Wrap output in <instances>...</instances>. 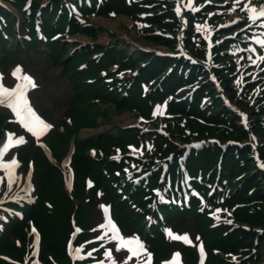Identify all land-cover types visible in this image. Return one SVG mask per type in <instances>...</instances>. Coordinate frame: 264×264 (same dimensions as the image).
I'll list each match as a JSON object with an SVG mask.
<instances>
[{
  "label": "rangeland",
  "instance_id": "rangeland-1",
  "mask_svg": "<svg viewBox=\"0 0 264 264\" xmlns=\"http://www.w3.org/2000/svg\"><path fill=\"white\" fill-rule=\"evenodd\" d=\"M152 1L154 0H139L138 2L132 3V5L136 6L141 2L150 3ZM155 7L156 6L137 7V11L142 14L147 13L149 16V20L155 22L162 28H168L169 25L167 23H163L162 21L169 19L171 17V14H167L169 12L161 7ZM88 22L96 26L95 35L89 36V38L85 35L77 34L74 37L75 40L80 42H90L91 39H96V43L102 44L105 47L108 46L112 41L113 43L118 44L120 49L124 44L127 45L129 41H135L137 44H142L143 41H146V39H150L154 42H159L164 39L163 36H159L156 33H145L143 31L140 34L142 41H138V39H136L137 32L131 24V19L123 14H116L115 16L91 15L88 19ZM152 28H154V26ZM158 31V34L160 35H162V33H167L164 29H160ZM130 45L132 44L130 43ZM153 46V48L160 49L162 51H169V47L165 45ZM132 51L133 50H131V52ZM18 57L19 60L25 65V68L29 71H33L35 73L39 71L40 83H43V86H47L49 90H52L53 88L58 90L68 89V83L65 79L61 78L57 83L55 73L50 69L48 59L43 53H33L23 56L20 54L18 55ZM45 59H47L46 63L44 61ZM111 72L115 74L113 71ZM143 78V76H140V81H142ZM104 79H106L108 82H112L110 86L114 85L117 82L115 77L108 79L105 76ZM144 90L145 88L141 84L140 91L144 92ZM58 100H61V102H63L64 98ZM118 107L120 106L115 107L112 104L102 103L97 100H89L86 102L77 103L73 112V119L75 120L74 125L71 126L69 130H67V133L63 135L62 139L58 137L56 142H54L56 157L58 162L61 163V161L64 160L69 147V138L71 139V134L74 132L75 134L73 137V143L77 146L78 149L83 150L82 154L76 153L75 157L79 156L81 157V159L83 158L82 160L84 161L82 163L84 164L79 165V163H77L79 159H77L76 164L72 166V170L66 168L68 172V185L71 186L70 200L63 198L60 180L56 177H52L51 181L53 184V190L51 191L50 195L52 200L55 196V201H53L55 205H52L50 209L53 217H48L50 219V224L47 231H45L46 241L41 245V252H43V254L45 255H50L48 251V245L52 243L56 247L59 258L50 260L47 264H69V255L72 260H75V258L79 256L80 250L82 249L81 245H83V240L89 239L88 243L94 242L96 231L93 230L88 233V229L92 227L91 224H93L94 222H92V220L90 219V214L87 211L94 210L98 206V204L102 203L103 195L97 186L91 185L92 176L90 175V169L92 168V165L96 164L102 165L112 163L116 165V162L120 161V158L117 157L118 155H120V153L119 150L115 149L108 143L110 136L117 135L118 129H124L128 126H131L137 120L141 119L136 111H130L126 108ZM207 107L208 105L201 109L199 113H202V111H204V109ZM47 109L49 111L54 110V108L52 107H47ZM55 109L56 116H59L62 111L60 105L56 103ZM138 109L140 111H143L145 107L140 106L138 107ZM40 113L42 116H44L43 112L40 111ZM145 113L148 116L150 115V107H146ZM154 116H156V112ZM145 122H147V119ZM147 125H149L150 128L153 127L150 126L148 122ZM178 125H180L181 128L189 131V135L187 134L186 136L181 137L193 136L195 138H203L205 136L214 135L213 129L206 125L200 124L194 119H181L178 121ZM176 128L177 127H174L173 130L175 131ZM233 129L243 131V127L237 124H233ZM128 135L133 143V146H119L117 148L133 151L138 150L139 144L137 138L135 137V135L129 132ZM85 139L94 140V142L90 143V141H86ZM92 144L98 145L99 151L97 152V154H95L91 150H86L87 147ZM75 145L73 146L75 147ZM156 146L158 150L162 149V143L156 144ZM198 156L205 164L211 163L210 166L214 165V163H216L219 159L218 153L210 150H206ZM126 157L131 158L129 164L123 165L120 168H114L112 170V173L116 172V170L118 169L121 176V173H124L127 170L134 169L140 164H145L149 160H151L146 164L145 168L149 170V173L152 175L149 185L153 186V188L157 185L159 179H161L162 177V162L169 161L172 163L175 161V159L170 161L165 158H161L159 161H157V159H155L150 154L138 155L136 157L126 155ZM163 159L165 160L161 161ZM125 160L128 159L125 158ZM239 163V160H236V165L238 166V171L236 174L243 173L247 170L249 159L244 160L242 164ZM87 164H89L91 168H89ZM143 171L146 170H139V172H137L138 174H142ZM257 184L258 182H255V180L252 178L251 182L246 187V190ZM219 189H224V185H219ZM239 202L243 204V206L236 208L231 218L222 220V227L218 231H222L225 228L231 227L229 238L235 239L236 246L241 249L236 257L240 258L242 256H245L243 258V261L251 264L256 261L259 253L263 252V249H260V245L264 243V231L258 233L256 232V230L264 227V194L259 197L242 196V199H240ZM80 225L84 229V232L80 230L78 237L72 244H69L68 242L66 243L65 238L69 229H72L74 226L80 227ZM184 228L191 233L195 232L194 224H188ZM59 232L63 233V236H61L60 239L58 235ZM67 245L69 247V255L67 253ZM89 259L92 258H88V260ZM227 259H230V256L226 254H221V256L216 257V261L219 263H227ZM79 262H81L80 264H82L85 261ZM116 262H118V260H116L113 264H115ZM30 264H36V262L33 260Z\"/></svg>",
  "mask_w": 264,
  "mask_h": 264
},
{
  "label": "snow or ice",
  "instance_id": "snow-or-ice-1",
  "mask_svg": "<svg viewBox=\"0 0 264 264\" xmlns=\"http://www.w3.org/2000/svg\"><path fill=\"white\" fill-rule=\"evenodd\" d=\"M179 11V9H177ZM253 17H264V9L257 10L255 8L250 9ZM261 45L264 46V41H260ZM264 59V57H262ZM21 69L17 68L13 75L16 76V78L22 83L18 84L17 87L14 90H9L7 88H4L3 85H0V103H3L5 101H8V106L13 110L16 117L18 118L19 123L30 133H32L33 136H35L37 139H39L40 135L48 131L52 126L50 124H47L45 121H43L29 106L28 101L25 96V91L28 87H35L34 82L32 79L28 76H20L18 73H20ZM8 144H5L4 148L0 150V157L3 156L4 152L8 150L9 146L12 145H18L25 143V140L23 137H20L19 139L13 141L12 137H8ZM17 166V162L15 160H12L9 164H2L0 167H3L6 171L9 172V180L11 182V170L14 169ZM103 227V226H102ZM113 229V238L118 240V243L120 247H118L116 250L119 251L121 248H127V251L130 252L132 255H137L139 252L144 251L143 245L138 240H124L123 238H120L118 235V232L115 231L114 226H111ZM77 231H79L77 229ZM169 236H172L171 233H169ZM174 239H181V237H173ZM187 242V237L183 238ZM78 251V250H77ZM203 249L201 248V252ZM106 255L111 258V253H106ZM179 254H176L178 257ZM149 264H150V258H149ZM173 264H177V261L174 259Z\"/></svg>",
  "mask_w": 264,
  "mask_h": 264
},
{
  "label": "trees",
  "instance_id": "trees-1",
  "mask_svg": "<svg viewBox=\"0 0 264 264\" xmlns=\"http://www.w3.org/2000/svg\"><path fill=\"white\" fill-rule=\"evenodd\" d=\"M123 0H113V6L115 8H120V5H121V2ZM93 90H96L93 89ZM98 92V90H96ZM102 91V90H101ZM88 93H83V94H80L79 95V98L80 99H85V98H89L90 95H92L91 97H94L96 96V94H93V93H89V92H92V90H87ZM104 94H102V97ZM108 98V97H107ZM135 97H130L129 100L127 101L128 102V105H133L134 107H136L139 103L138 101H135ZM112 140V144H120L121 142H123L124 140L123 139H111ZM45 163L43 161V156L42 155H38L37 156V159H36V165L38 167H41L43 166ZM48 170H47V173L44 177V182L41 186V189H40V197L43 198V199H50V192H48V189L50 188V184H49V181L51 179V176L53 175V173H57L56 170L48 165H44ZM235 197V195L233 196ZM33 221H34V224L37 226V228L41 231V233L45 232L47 227H49V219H48V216L46 214V209L42 206L41 202L39 203V206L35 208V211H34V215L32 217ZM198 219V218H197ZM45 223H47V225H45ZM22 227L19 226L18 227V230L21 229ZM45 230V231H44ZM49 249L56 255L57 254V251H56V247L50 243L48 245ZM12 251V248L10 247V245L7 243V242H2L0 244V252H11ZM16 257L19 258V254L16 253ZM0 264H8L6 262H4L3 260H0Z\"/></svg>",
  "mask_w": 264,
  "mask_h": 264
}]
</instances>
